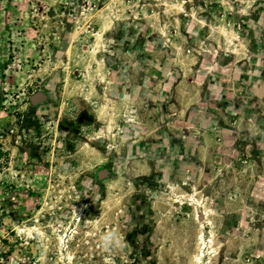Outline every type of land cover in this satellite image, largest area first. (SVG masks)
I'll use <instances>...</instances> for the list:
<instances>
[{"label": "rangeland", "instance_id": "rangeland-1", "mask_svg": "<svg viewBox=\"0 0 264 264\" xmlns=\"http://www.w3.org/2000/svg\"><path fill=\"white\" fill-rule=\"evenodd\" d=\"M0 264H264V0H0Z\"/></svg>", "mask_w": 264, "mask_h": 264}]
</instances>
